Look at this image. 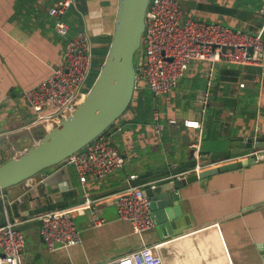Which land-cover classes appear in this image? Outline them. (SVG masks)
Returning <instances> with one entry per match:
<instances>
[{"label":"crops","instance_id":"obj_1","mask_svg":"<svg viewBox=\"0 0 264 264\" xmlns=\"http://www.w3.org/2000/svg\"><path fill=\"white\" fill-rule=\"evenodd\" d=\"M56 1L0 0V165L42 135L41 127L32 125L34 114L24 93L58 66L68 38L84 30L92 46L96 32L114 31L118 0H74L63 16L68 24L65 36L57 33L56 20L49 14ZM212 1L181 0V21L220 22L250 33L262 28L259 0L260 18L252 12L249 0L228 4L233 10L230 14L215 10ZM136 57V63L142 61L141 51ZM189 119L198 120L200 128H186L183 121ZM169 120L176 125L169 126ZM106 135L124 157V165L100 182L87 183L96 204L104 203L109 191L131 177H144L145 184L138 185L143 189L173 182L168 176L151 178L175 169L196 151L220 153L235 149L248 137L264 138V75L255 67L218 63L208 70L203 63L192 62L168 94L153 96L144 83L135 81L128 108ZM251 153L235 157L236 161L252 158ZM38 178L39 184L27 192L20 185L9 188L7 201L16 203L18 212L44 206L50 197L55 202L82 197L77 174L66 161ZM171 194L189 218L190 229L181 235L157 244L154 226L140 238L118 219L114 207L106 205L96 211L104 220L101 226L95 227L88 213L75 218L82 237L75 247L50 251L35 223H24L23 264H101L143 244L158 245L155 254L177 264H264L258 249L264 244V156L255 159V164L192 181Z\"/></svg>","mask_w":264,"mask_h":264},{"label":"built area","instance_id":"obj_2","mask_svg":"<svg viewBox=\"0 0 264 264\" xmlns=\"http://www.w3.org/2000/svg\"><path fill=\"white\" fill-rule=\"evenodd\" d=\"M259 2L263 25L256 33H249L220 22L190 18L181 21V0H149L139 49L143 59L137 63L134 61L135 81L144 83L153 96L165 95L176 88L192 62L203 63L208 70L218 63L255 67L264 75V0ZM74 5V0H57L49 11L56 20L55 30L61 36L68 33V24L63 21V16ZM223 47L233 50L224 51ZM91 50L90 38L84 30H78L68 38L61 61L52 73L25 91V103L34 114L32 125L40 126L42 134L50 132L72 115L84 100L87 93L82 89L91 70ZM168 125L174 126L176 121L169 120ZM183 125L190 129L200 128L199 121L195 119L185 120ZM192 146L197 148L196 144ZM251 155L255 159L264 156V148L253 150ZM234 160L237 158L196 165L168 178L181 179ZM65 161L77 174L83 198L81 203L49 210L25 221H11V203L0 191V212L4 217L0 225V264H23L25 237L18 227L24 223L37 222L38 233L50 251L81 244V233L75 222L77 216L88 213L94 218L95 227L104 224V220L96 216V201L90 198L87 183L100 182L111 176L124 165V157L103 133ZM38 175L21 182L22 191L27 192L37 186L41 181ZM160 180H156L157 183ZM155 186L152 184L149 188ZM52 198L50 201L48 199L46 205L55 202ZM102 202L114 207L118 219L127 223L132 233L140 238L155 226L150 216V200L143 195V187H129L104 196ZM157 248L156 244H143L136 250L101 264H177L156 255Z\"/></svg>","mask_w":264,"mask_h":264},{"label":"water","instance_id":"obj_3","mask_svg":"<svg viewBox=\"0 0 264 264\" xmlns=\"http://www.w3.org/2000/svg\"><path fill=\"white\" fill-rule=\"evenodd\" d=\"M149 0H118L115 15L112 40L92 86L87 92L82 103L75 112L62 121L50 132L39 136L33 144L25 147L10 160L0 165V191L16 187L26 179L53 167L69 156L81 151L100 134L107 131L114 122L126 111L133 96L135 88V62L134 56L141 47V35L144 30L145 10ZM224 51L232 48L223 47ZM264 148V138L248 137L233 150L210 154L196 151L187 160L175 169L165 170L158 174L152 181L169 175L182 173L196 165L204 166L211 162L238 157L253 150ZM255 164V158L233 161L232 163L204 169L197 173L173 182L158 184L154 188L143 189V195L150 200V216L154 220L158 241L164 242L170 238L183 234L190 229L188 216L184 215L179 202L171 194L176 188L185 186L192 181H203L219 172L230 171ZM144 177H136L122 182L109 191L105 196L145 184ZM83 201L79 197L72 201H57L50 206L26 208L18 212L17 204H11L12 216L25 221L46 211L65 208ZM109 204H95V210L100 211ZM3 214L0 212V225L3 224ZM38 228L37 222L33 221ZM25 225L18 229L23 232ZM264 260V244L258 247Z\"/></svg>","mask_w":264,"mask_h":264},{"label":"trees","instance_id":"obj_4","mask_svg":"<svg viewBox=\"0 0 264 264\" xmlns=\"http://www.w3.org/2000/svg\"><path fill=\"white\" fill-rule=\"evenodd\" d=\"M232 3V4H231ZM235 3V0H213L211 2V7H213L215 10L219 11V12H224L227 14H230V12H232L233 10L229 9L231 8L230 5H233ZM249 7L252 8V12L255 14V16H257L258 18V4L256 3V0H249L247 1ZM228 5V7L226 9L225 6ZM116 7V5H115ZM110 16V14H109ZM112 19V18H111ZM263 19V18H262ZM98 27H102V23H98L97 24ZM110 30V29H109ZM89 33H91V30L89 28ZM250 33V32H249ZM112 34H113V30L108 31V33L104 32H96V34H92V38H93V43H92V65H91V70L90 73L88 75V78L85 81V85L83 88L84 92H88L90 87L92 86L96 76L98 75L101 65L106 57V54L108 52L111 40H112ZM139 50L136 52V56L139 55ZM135 59V58H134ZM109 130V129H108ZM107 130V131H108ZM107 131H105L104 133H107ZM8 191L9 189L3 190L4 194L6 195V198H8Z\"/></svg>","mask_w":264,"mask_h":264},{"label":"rangeland","instance_id":"obj_5","mask_svg":"<svg viewBox=\"0 0 264 264\" xmlns=\"http://www.w3.org/2000/svg\"><path fill=\"white\" fill-rule=\"evenodd\" d=\"M141 49V48H140ZM141 51V50H140ZM136 57V55L134 56V58ZM136 59H137V57H136Z\"/></svg>","mask_w":264,"mask_h":264}]
</instances>
